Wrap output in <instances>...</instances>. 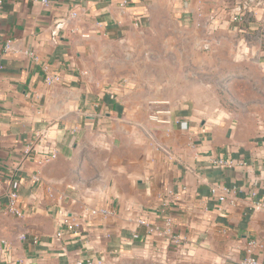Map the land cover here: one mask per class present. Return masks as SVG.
Returning <instances> with one entry per match:
<instances>
[{
    "label": "crops",
    "instance_id": "crops-1",
    "mask_svg": "<svg viewBox=\"0 0 264 264\" xmlns=\"http://www.w3.org/2000/svg\"><path fill=\"white\" fill-rule=\"evenodd\" d=\"M120 1L4 0L0 264H113L166 249L173 236L205 249L212 264H234L257 239L253 252L264 263V125L211 115L196 102L161 96L159 87L100 84L86 65L97 42H126L167 14L182 25L235 31L245 48L239 58L263 77L264 0ZM47 74L60 80L47 84ZM48 127L44 146L57 154L39 164L35 133ZM219 157L244 164L215 165ZM214 186L230 189L225 200ZM11 191L19 215L6 210ZM65 217L78 227L57 238Z\"/></svg>",
    "mask_w": 264,
    "mask_h": 264
},
{
    "label": "rangeland",
    "instance_id": "rangeland-1",
    "mask_svg": "<svg viewBox=\"0 0 264 264\" xmlns=\"http://www.w3.org/2000/svg\"><path fill=\"white\" fill-rule=\"evenodd\" d=\"M129 38L126 42L103 40L89 48L86 65L98 83L159 87L161 96L196 102L209 108L211 115L225 112L243 124L264 125V76H258L253 61L239 58L245 48L238 45L235 31L198 29L160 14L147 30ZM212 261L205 249L170 243L166 249L122 256L113 264Z\"/></svg>",
    "mask_w": 264,
    "mask_h": 264
},
{
    "label": "built area",
    "instance_id": "built-area-1",
    "mask_svg": "<svg viewBox=\"0 0 264 264\" xmlns=\"http://www.w3.org/2000/svg\"><path fill=\"white\" fill-rule=\"evenodd\" d=\"M41 1L45 4H48L50 0H41ZM119 5L121 7H125L128 5V1L122 0L119 2ZM3 9H4V0H0V14L2 13ZM73 15H75V13H73ZM238 17L237 15H235L233 19H237ZM138 23H139L138 20L134 21L135 25H137ZM9 48H10V41L7 40L4 44V52L8 51ZM30 54L33 56L34 59H37L36 55H33L32 52H30ZM44 80L47 84H53V83L58 82L60 80V77L56 74H47ZM158 112H156V114ZM156 114H152L151 117L153 119H157ZM181 124L185 126L184 122ZM49 129L50 127L44 129L43 131H37L35 133L34 141L41 145V147L37 150V163L39 164H42L44 162L51 160L52 158H55L57 154L56 149L54 148L49 149L46 146H44L47 144V137L50 136ZM32 145H33L32 143L31 144L29 143L28 145H26L25 151L26 152L31 151V147L33 148ZM238 162H235L232 158H229V157H225V158L219 157V158L214 159L213 161L215 165H221V166H233V165H236ZM238 164H244V162L240 161ZM211 191L212 193H216L219 195L218 198L220 201L225 200L226 195L230 193V189L224 186L222 187L214 186L211 188ZM256 196H257V192L252 191L250 194V197L254 199L253 208L258 209L259 207L263 205V203ZM8 197H9V202H8L6 210L10 213H15L19 215L20 214L19 211H17V209L15 208V199L17 197V194L14 191H11L9 192ZM97 212H102L103 214H105L107 213V210L106 209H99V210L92 209L89 211L90 215L96 214ZM60 227L61 228L56 232L57 238L62 235L64 230H69V231L76 230L78 225L77 223L73 222L71 219L65 217L60 221ZM151 230L152 229H150V231ZM170 243H172L173 245H179L181 243V239H179V237L177 236H173L172 239L170 240ZM256 247H261V243L257 239L248 240L247 246H246V254L242 258L238 259L234 264H264L254 255L253 250ZM103 262L104 260H102L101 258L97 259L96 261H93L91 259H85L84 261L83 260L76 261L75 264H104Z\"/></svg>",
    "mask_w": 264,
    "mask_h": 264
},
{
    "label": "water",
    "instance_id": "water-1",
    "mask_svg": "<svg viewBox=\"0 0 264 264\" xmlns=\"http://www.w3.org/2000/svg\"><path fill=\"white\" fill-rule=\"evenodd\" d=\"M263 175H264V173H263Z\"/></svg>",
    "mask_w": 264,
    "mask_h": 264
}]
</instances>
